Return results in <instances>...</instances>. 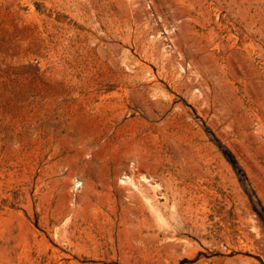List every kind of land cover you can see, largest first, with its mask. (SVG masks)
Here are the masks:
<instances>
[{
	"label": "rangeland",
	"instance_id": "obj_1",
	"mask_svg": "<svg viewBox=\"0 0 264 264\" xmlns=\"http://www.w3.org/2000/svg\"><path fill=\"white\" fill-rule=\"evenodd\" d=\"M0 264H264V0H0Z\"/></svg>",
	"mask_w": 264,
	"mask_h": 264
},
{
	"label": "bare ground",
	"instance_id": "obj_2",
	"mask_svg": "<svg viewBox=\"0 0 264 264\" xmlns=\"http://www.w3.org/2000/svg\"><path fill=\"white\" fill-rule=\"evenodd\" d=\"M75 183L77 184V182H75ZM75 183H74V185H76ZM170 184L172 185V183H170ZM79 185H80V184H79ZM171 185H170V186H171ZM76 186H77V185H76ZM170 186H169V187H170ZM169 187H168V189H169ZM171 188H173V186H171ZM174 190H176V189H174ZM174 190L169 189V197H170L172 200H177V201H176V208L178 209L179 203L182 202V201H181L182 198L179 196V194H178L179 197H177V195H175L176 192H175V193L172 192V191H174ZM166 197H167V196H166ZM151 206L153 207L152 204H151ZM154 208H155V207H154ZM152 209H153V208H152ZM156 211H157V210H156ZM154 212H155V211H154ZM173 214H174V213H173ZM158 215H160V214H158ZM158 215H157V216H158ZM177 215H178V214H177ZM161 216H162V215H161ZM171 216H172V215H171ZM158 217H159V216H158ZM176 217H178V216H176ZM159 219H160V218H159ZM160 220H161V219H160Z\"/></svg>",
	"mask_w": 264,
	"mask_h": 264
},
{
	"label": "trees",
	"instance_id": "obj_3",
	"mask_svg": "<svg viewBox=\"0 0 264 264\" xmlns=\"http://www.w3.org/2000/svg\"><path fill=\"white\" fill-rule=\"evenodd\" d=\"M224 153L227 156L229 162L232 163L233 165H235L236 162H235L234 158L232 157V155L227 150H224Z\"/></svg>",
	"mask_w": 264,
	"mask_h": 264
}]
</instances>
